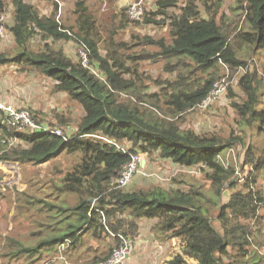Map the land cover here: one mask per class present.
<instances>
[{
    "label": "trees",
    "instance_id": "16d2710c",
    "mask_svg": "<svg viewBox=\"0 0 264 264\" xmlns=\"http://www.w3.org/2000/svg\"><path fill=\"white\" fill-rule=\"evenodd\" d=\"M224 2L157 0L156 7H145L143 21L129 17L128 5L119 12L112 8L114 24L103 52L86 0L75 2L70 23L58 19V0H51L49 8L48 3L40 7L30 0H0V23L7 29L0 40H8L0 47V68L31 65L32 71L54 79V90L69 94L83 110L74 116L56 106L40 118L37 109L24 106L40 124L61 128L68 139L42 129H10L0 115L1 159L37 166L41 177L42 163L64 152L78 153L74 168L59 181L52 180L58 192L76 194L75 202L69 196L46 199L23 190L26 200L18 202V208L44 205L40 211L45 214L37 219L41 237L35 231L27 233L29 237L7 233L0 241V256L16 255L19 264H43L40 253L54 254L55 243L71 239L75 244L79 231L90 224L105 227L100 210L92 208L96 198L115 232L135 234L140 218L151 216L158 217L156 227L162 232L181 237L182 252L169 264H188L186 256L197 261L191 264H264L259 249L264 245L259 213L264 206V144L254 139L264 131V106L257 107L264 102V72L252 64L264 47V0H233L231 15L220 13ZM3 14L7 20L1 19ZM141 23L145 29L138 27ZM72 46H77V59ZM80 46H87L90 65L83 63ZM161 61L157 76L142 67ZM246 66L247 71L241 69ZM224 77L228 86L218 98L228 100L236 125L216 123L206 131L184 126L189 110H205L217 101L200 107ZM124 144L133 152L157 151L175 163L180 174L198 167L209 185L175 173L173 181L187 188L118 186L113 181L131 159L120 147ZM219 156L229 157V162ZM56 169L63 170L59 163ZM3 174L0 171V178Z\"/></svg>",
    "mask_w": 264,
    "mask_h": 264
},
{
    "label": "rangeland",
    "instance_id": "374dc122",
    "mask_svg": "<svg viewBox=\"0 0 264 264\" xmlns=\"http://www.w3.org/2000/svg\"><path fill=\"white\" fill-rule=\"evenodd\" d=\"M30 1H36L35 4L40 7L45 3H48L46 8H49L51 6V0ZM76 1L77 0H62L63 6H61L62 13H60V16L61 18L63 17L62 20H66L67 23L73 22L75 19V14L71 8L75 5ZM86 1L88 4L87 6L91 9L90 11H92L96 18L95 38L97 39L99 47L104 52L107 46L106 40L107 37H109V29L114 24L112 8L115 9V11L119 12L122 9V5H125L127 7V5H129L132 0ZM146 1L147 2L145 7H156L157 0ZM232 1L233 0H225L223 6L220 9L221 14L225 10L229 15L232 14L233 10L229 7V3H231ZM200 5L201 9H204V6H202L201 3ZM133 26V24H130V27ZM138 27L145 29L143 23L139 24ZM146 28H148V26H146ZM130 30V28L126 29L125 34L128 35ZM143 32H146V30H143ZM7 41L8 40L5 39L3 42L2 40H0V47H2L3 44L7 43ZM71 49L72 56L76 57L77 59V46H72ZM256 57L258 58L257 63L252 62L253 66H257L259 71L264 72V47L261 48V52L256 55ZM25 66L26 67L22 68L18 64H15L14 66H3L0 68V97L4 98L7 101H10L9 103L12 105V108L14 110H17L18 108L24 106H28L33 108L34 112L36 111V109L38 111H41L42 113L36 111V114L41 118L45 112L50 111V109L57 106L65 108V112L67 114H69V112H73L72 114L74 116H81L80 113H82L83 111L81 106L78 105L77 102L72 100L69 94L61 91L57 92L54 90V79L46 76L40 70L36 72L32 71L33 68L29 64H25ZM142 67L147 68L146 70L148 73L157 76L162 72V61L154 63L144 62L142 63ZM153 88L158 89L159 86H154ZM223 96L218 98L217 101H214V103L205 110H196L193 112L189 110L183 125L204 131H206L207 129L215 128L213 126L216 123L218 127L223 125L233 127V125H236L233 119L235 117V112L232 107L228 108V100L226 101V98ZM260 101L258 102L257 107L264 106V102ZM54 121H56L55 117ZM254 139L259 142V145L264 144V131L261 132V134H255ZM121 146L124 147L127 145L124 144ZM236 151L238 152L237 149ZM140 153L142 157L140 159L139 168L136 171L133 179H142L144 182L147 179H150V182L146 184V187L150 186L151 184H161L166 187L170 186L171 184H169L168 182L173 181L172 177H174V174L178 170V168L175 169V166L173 165V163H171V160L160 158L157 151H153L152 154H147L146 152L140 150ZM77 158L78 153L76 152H64L58 157L42 163V168H40L41 177H39L36 173L38 169L37 166H33L32 164L21 165L15 160L0 158V171L4 172L3 176L0 178V235L2 232L10 233L9 235H28L27 233L30 232L29 224L32 223L33 220L35 222L37 221L35 220V218L39 216L40 211H37L32 216L33 212H35L34 210H36L34 207L29 208V210L27 208H18L17 203L26 200L25 195H23L22 191H34L39 195H45L42 187L34 184L37 182H46L47 187L49 188V186L51 185L53 189V178L59 181L62 174L74 168L77 162ZM238 159L239 158L237 157V160ZM56 163L60 164V166L63 168L62 171L56 169ZM239 166L240 165H238V167ZM248 169L249 166H247L245 172H247ZM241 173H243V171ZM177 177H179L180 179H188L190 181L199 180L200 183H204L206 186L209 185V180L207 179L205 172L200 171L198 167L191 168V171L189 172L184 171L182 172V174L177 175ZM261 178H264V176ZM129 184L127 185V187L130 186ZM261 184L264 186L263 182ZM131 187H133V185H131ZM181 187L187 188L188 184H185ZM61 195L63 196V194ZM69 200L70 202H74L76 200V196L69 195ZM48 207H51L50 203L48 204ZM259 213L264 214L263 206L261 207ZM261 218V228L263 230L262 236H264V215ZM216 223L219 224L218 221H216ZM261 247L262 246H260L259 249L264 255V248ZM174 255H176V253ZM186 259L188 264L195 263L192 257L186 256ZM8 261L9 259L6 258V262ZM2 264L4 263L2 262Z\"/></svg>",
    "mask_w": 264,
    "mask_h": 264
},
{
    "label": "crops",
    "instance_id": "0c3cea01",
    "mask_svg": "<svg viewBox=\"0 0 264 264\" xmlns=\"http://www.w3.org/2000/svg\"><path fill=\"white\" fill-rule=\"evenodd\" d=\"M58 1L63 6L62 0ZM173 165L175 166V168L178 167L175 163H173ZM180 173L181 171H176L177 175H179ZM149 182L150 179H147L145 182L142 179H133L129 184V190L147 188L146 184ZM168 183L174 186L185 185L184 183L174 181ZM34 185L41 186L43 192H45V195H39L34 191H32L31 193H35L41 197H46V199L52 198L54 200H58L63 196L69 195H75L77 198L76 194L58 192L56 189H52L51 185L48 188L46 182H37ZM131 185H133V187H131ZM61 194H63V196ZM92 202L93 205H95L96 201H94L93 198ZM41 204L43 203L36 202L34 206H32V208L34 207L36 209L34 210L35 212H33L32 216L37 211H40V208L44 206H41ZM44 214V211H40L39 216H37L35 220H37L38 217L43 216ZM263 215L264 214H262V217ZM157 222L158 217L143 216L140 218V220L138 221L137 232L130 235L133 239L132 250L122 264H169V260L173 258L175 253L177 254L182 252L185 241L178 236H169L167 234L168 232L166 231L162 232L158 227H156ZM41 225V221L38 220L36 222L33 220L32 223L29 224L30 232L35 231V236L37 238L41 237V235L37 233ZM6 235L7 232H2L0 235V241L1 239L5 238ZM79 235L81 236V238L80 240L75 241V244H73L74 242H72L74 240L71 239H66L64 241L55 243L54 246L57 248V251L54 254H51L49 251L41 252L40 255L43 257L39 259L40 262H42L43 264H95L103 261L104 257L110 256L113 251L112 249L114 247V244L115 242H117V239L112 238L106 231L104 225L103 227H101V225L91 226L90 224V227L80 230ZM261 248H264V245ZM194 261L195 263L197 262L195 259ZM2 262L4 264H19V259L16 255H14L11 259H9L8 262H6V258L0 256V264H2Z\"/></svg>",
    "mask_w": 264,
    "mask_h": 264
},
{
    "label": "built area",
    "instance_id": "2783aa9c",
    "mask_svg": "<svg viewBox=\"0 0 264 264\" xmlns=\"http://www.w3.org/2000/svg\"><path fill=\"white\" fill-rule=\"evenodd\" d=\"M144 0H132L128 6V13L130 18L134 20H142L144 15ZM1 27V26H0ZM3 28H0V32H3ZM79 53L81 58L83 59V63L86 65H90L89 59V51L87 50V46H80ZM242 70L247 71V66L242 67ZM240 71V70H239ZM228 86V82L226 78H222L214 83L213 87L211 88L209 94L203 99L200 104V107L208 106L214 99L218 98L222 92L226 90ZM0 108L5 111V116L3 117V123L12 127H17L18 129H42L46 132H55L57 134H63L61 128H51L49 124L43 123L40 124L37 119L35 118L34 114L27 108L21 107L17 110L12 108V105L8 102H5L0 99ZM107 139V138H106ZM109 140V139H108ZM122 150L128 153L131 159L124 165L121 170V173L117 179H114L113 183H116L118 186H127L134 178L136 171L139 168L140 159L142 157L140 152H133L128 147L120 146ZM220 159L229 162V157L223 158L219 156ZM10 163V162H7ZM241 171L240 168L237 170V176H240ZM96 201V199H93ZM92 208L98 209L101 212L102 218L104 222L107 224V230L110 233L112 238L118 239L117 242L114 244V248L112 251L111 256L98 263V264H122L126 260L127 256L130 254L132 247H133V239L131 236H128L123 231L122 232H115L112 231L109 226L108 216L106 215L105 211L99 208L96 205H92Z\"/></svg>",
    "mask_w": 264,
    "mask_h": 264
},
{
    "label": "clouds",
    "instance_id": "9594fccd",
    "mask_svg": "<svg viewBox=\"0 0 264 264\" xmlns=\"http://www.w3.org/2000/svg\"><path fill=\"white\" fill-rule=\"evenodd\" d=\"M145 1V3H144V9H145V5H146V0H144ZM61 3H60V10H59V12H58V14H57V17H58V19H60L61 18V16H60V13H62V9H61ZM129 6V5H128ZM144 13H145V11H144ZM130 17V16H129ZM7 18H8V16L7 15H5V14H3L2 15V17H1V19L3 20V19H6L7 20ZM63 18V17H62ZM143 18H144V15H143ZM132 19V18H131ZM143 20V19H142ZM142 20H137V21H142ZM0 26L4 29L3 30V32H0V34L1 35H3V34H5L6 33V31H7V29H6V26L4 25V23H0ZM0 27V28H1ZM165 28H166V26H165ZM70 31V30H69ZM0 99L1 100H3V101H5V102H10V101H7V100H5V99H2L1 97H0ZM26 108V107H25ZM0 112H1V114L0 115H2V117H4L5 116V111L3 110V109H1L0 108ZM34 114V113H33ZM6 127V126H5ZM23 130V129H22ZM50 133H55V132H50ZM13 135V134H12ZM62 136H64L66 139H68V137L64 134V132H63V134H61ZM140 152V151H139ZM94 199V198H93ZM96 199V198H95ZM95 205L96 206H98V204H97V202L95 203ZM99 207V206H98ZM107 215V214H106ZM108 216V215H107ZM103 219V218H102ZM109 219H110V216H109V218H108V221H109ZM103 222H104V220H103ZM104 224H105V228H106V231L109 233V231L107 230V224L104 222ZM109 226H110V222H109ZM110 228H111V226H110ZM111 230L112 231H114L112 228H111ZM110 234V233H109ZM129 236V235H128ZM132 238V237H131ZM118 240V239H117ZM114 248V247H113ZM111 256V255H110ZM98 264V263H97Z\"/></svg>",
    "mask_w": 264,
    "mask_h": 264
},
{
    "label": "water",
    "instance_id": "95a60500",
    "mask_svg": "<svg viewBox=\"0 0 264 264\" xmlns=\"http://www.w3.org/2000/svg\"><path fill=\"white\" fill-rule=\"evenodd\" d=\"M234 180H235V178H233L231 182H233ZM224 192H225L226 194H228V193H229V191H228V189H227V188H225V189H224Z\"/></svg>",
    "mask_w": 264,
    "mask_h": 264
}]
</instances>
